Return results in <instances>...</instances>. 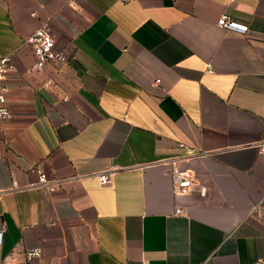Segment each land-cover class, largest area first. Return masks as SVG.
Instances as JSON below:
<instances>
[{
  "label": "crops",
  "instance_id": "1",
  "mask_svg": "<svg viewBox=\"0 0 264 264\" xmlns=\"http://www.w3.org/2000/svg\"><path fill=\"white\" fill-rule=\"evenodd\" d=\"M222 14L264 34V0H0V57L13 63L0 264L264 254V40L217 27ZM48 19L67 61L31 70L25 40ZM166 157L192 172L186 193L174 191ZM109 168L108 185L85 177ZM38 172L51 185L34 186ZM32 246L42 253L28 263Z\"/></svg>",
  "mask_w": 264,
  "mask_h": 264
},
{
  "label": "built area",
  "instance_id": "2",
  "mask_svg": "<svg viewBox=\"0 0 264 264\" xmlns=\"http://www.w3.org/2000/svg\"><path fill=\"white\" fill-rule=\"evenodd\" d=\"M134 0H121V2H130ZM34 15V13L32 14ZM217 27L223 30H232L243 34L248 39H261L264 40V34H254L250 32L247 25L235 22L226 14H222L216 20ZM25 42L31 47L34 64L31 70H41L46 64H53L59 66L67 61L68 47L61 46L57 43L54 29L51 21L44 20L41 24L26 38ZM207 72L211 73V64H207ZM13 69V63L10 55H4L0 57V120H7L10 118V110L7 104L6 88L3 85V81L7 73ZM50 81H47L44 87H48ZM155 85L159 84V80L154 81ZM177 158L166 157L159 162L167 166L168 172L172 176L173 187L175 192L186 193L188 188L193 185V174L191 171H179L176 169ZM115 171V168H109L88 174L85 177H97L101 185H108L111 180V175ZM51 181L48 180L46 174L38 172V180L35 185H51ZM12 189L16 190L21 188L16 182L12 183ZM201 192H204L202 189ZM175 213H179L178 209H175ZM1 233V232H0ZM42 249L39 246L28 247L25 250V259L28 263H31L41 256ZM247 264H264V254L254 262Z\"/></svg>",
  "mask_w": 264,
  "mask_h": 264
}]
</instances>
